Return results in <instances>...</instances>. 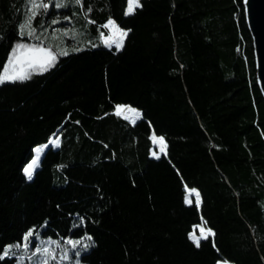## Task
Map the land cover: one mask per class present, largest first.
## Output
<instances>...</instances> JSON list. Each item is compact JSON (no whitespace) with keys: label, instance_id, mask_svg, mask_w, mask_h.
<instances>
[{"label":"trees","instance_id":"obj_1","mask_svg":"<svg viewBox=\"0 0 264 264\" xmlns=\"http://www.w3.org/2000/svg\"><path fill=\"white\" fill-rule=\"evenodd\" d=\"M44 2L32 27L54 65L0 84V264H40L38 247L49 264H264V96L244 0H140L129 15L128 0ZM29 8L0 0V70L39 43L20 35ZM109 20L128 31L121 49L103 43ZM152 134L167 154L151 155ZM202 222L214 236L197 247ZM52 239L81 243L60 253Z\"/></svg>","mask_w":264,"mask_h":264},{"label":"snow or ice","instance_id":"obj_2","mask_svg":"<svg viewBox=\"0 0 264 264\" xmlns=\"http://www.w3.org/2000/svg\"><path fill=\"white\" fill-rule=\"evenodd\" d=\"M30 4L29 13L26 16L25 22L20 25V35H25V30H27V35L30 38H33L39 41L38 44H26V43H18L12 49L11 54L8 58L7 63L4 65L3 69L0 70V84H4L6 82L15 83L17 81L23 82L25 80L31 79V76L35 73H40L43 71H47L48 68L52 67L56 61V53L52 50L51 45L47 47L44 46V41L41 40V37L36 34V29L32 27V21L36 18L40 9H44L47 12L50 7V3H45L44 0H28ZM76 4H80L82 6V0H75ZM245 9L247 10L248 0H244ZM62 3H56L55 7H63ZM139 0H128V8L125 12V15L132 14L136 7H139ZM90 10V9H89ZM53 24L58 23V21L53 20ZM105 28H109L110 30H114V37H109L108 39H104L103 43L105 46L110 47L112 44L116 45L117 49H120L123 46V38L126 37L127 33L121 31L118 26L115 25V22L109 20L107 24L103 25ZM63 35H67L64 33ZM103 33H101V37L103 38ZM55 38V37H54ZM80 50V49H75ZM60 55H68L67 51H61ZM133 112L132 109H123L121 107H117L116 114L121 115L124 112ZM135 114V113H134ZM138 116V114H135ZM127 119L128 117L125 116ZM154 142H157L154 138ZM161 145H163V138H160L158 141ZM59 138L50 139L48 144L58 147L59 146ZM48 147V145H44L42 148H37V159H34L30 164L27 165L23 169L26 177L31 180L33 176L34 168L37 165L39 153L43 150V148ZM155 155V153H154ZM158 158V157H157ZM194 192V190H193ZM197 197V205L200 203L199 201V193H195ZM186 203H191V200L186 198ZM201 235L197 237L194 233L189 234V239L193 241V243L199 247L201 239H207L209 235H212L211 230H205L203 228L200 229ZM33 236V231H29L26 236L23 238L25 241H28L30 237ZM90 239V238H89ZM45 242H41L43 244ZM50 245H59L58 241H49L47 242ZM66 243L72 244L75 247L77 244L81 243L80 241H67ZM19 247V245H17ZM27 247V245H25ZM87 247V245H85ZM9 251H4V256L8 255ZM33 255H42L44 258L40 261V264H49V260H55V251L52 247H38L36 252ZM78 255V253H77ZM67 254H65L62 259H67ZM0 259H3V256H0ZM31 259V257H30ZM21 264L23 261L21 260Z\"/></svg>","mask_w":264,"mask_h":264},{"label":"rangeland","instance_id":"obj_3","mask_svg":"<svg viewBox=\"0 0 264 264\" xmlns=\"http://www.w3.org/2000/svg\"><path fill=\"white\" fill-rule=\"evenodd\" d=\"M139 5H140V0H139ZM127 8H128V6H127ZM127 8H126V11H127ZM137 8V7H136ZM135 8V9H136ZM134 9V10H135ZM112 21H114V20H112ZM115 22V21H114ZM108 23V22H107ZM106 23V24H107ZM115 25L116 26H118V28L121 30V31H123V32H126V33H128V31H126V30H124V29H122V28H120L119 27V25H117V23L115 22ZM104 35H103V38H102V40H104V39H108L109 37H114V30H110L109 28H105V30L102 32ZM127 36V35H126ZM125 39H126V37H124L123 38V45H124V42H125ZM21 43H26V42H21ZM26 44H34V43H26ZM108 47V46H107ZM113 47H115L116 48V45L115 44H112L109 48H113ZM123 47V46H122ZM121 47V48H122ZM120 48V49H121ZM56 57H57V55H56ZM57 59V58H56ZM119 107H121V108H123V109H132V110H134V113L135 114H138V116L137 115H135L133 112H124L123 114H121V116L122 117H124L125 118V116H127L128 118V120L129 121H131V122H137L139 119H141V117H142V115H141V112L138 110V109H136V108H134V107H132V106H130V105H118ZM117 106V107H118ZM117 107H116V110H117ZM56 138H59V141H60V135H59V133H55V134H53L52 136H51V138L50 139H56ZM154 138H155V140L157 141V142H154ZM160 138H163V137H160V136H156L155 134H152V136H151V139H152V143H153V146H152V149H151V155L153 156V157H161L162 155H165V154H167V143L165 142V140H164V138H163V145H161L158 141L160 140ZM47 145H48V147H53V148H57V147H55V146H52V145H50V144H48V143H46ZM45 144V145H46ZM60 144V143H59ZM44 145H40V146H37V147H35L34 148V155H35V153L37 154V152H36V149L37 148H42ZM48 147H46V148H43V150L39 153V158H38V162H37V165H36V167L34 168V171H33V175H34V173H35V171L37 170V168L40 166V162H41V159H42V156H43V154H44V152L48 149ZM154 153H155V155H154ZM34 157V156H33ZM33 159V158H32ZM31 159V160H32ZM37 159V158H36ZM30 160V161H31ZM29 164V163H28ZM27 164V165H28ZM26 165V166H27ZM25 166V167H26ZM24 167V168H25ZM193 190H194V192H193ZM195 193H199V201H200V203H201V195H200V192L197 190V189H195V188H187V193H186V198L187 199H189V200H191V203L192 202H196L197 201V197H196V195H195ZM197 203V202H196ZM199 203V204H200ZM201 228H203L204 230H205V232H207V230H211L206 224H205V222H202V223H200V224H198V225H196V226H194V228H193V231L191 232V233H194L197 237H199L200 235H201V232H200V229ZM211 233H212V235H209L208 237H210V236H214V232L211 230ZM201 240H203V239H201ZM200 240V241H201ZM52 241H58L59 242V245L58 246H56L55 245V247H56V249L60 252V253H67L68 251H70V250H73L75 247H72V245H70V244H68V243H66V242H64V241H61V240H59V239H52ZM34 251H35V249H33ZM44 258V257H43ZM218 264H233V263H231V262H229V261H227V260H220L219 262H218Z\"/></svg>","mask_w":264,"mask_h":264},{"label":"water","instance_id":"obj_4","mask_svg":"<svg viewBox=\"0 0 264 264\" xmlns=\"http://www.w3.org/2000/svg\"><path fill=\"white\" fill-rule=\"evenodd\" d=\"M245 13L253 39L258 85L264 96V0H248Z\"/></svg>","mask_w":264,"mask_h":264}]
</instances>
